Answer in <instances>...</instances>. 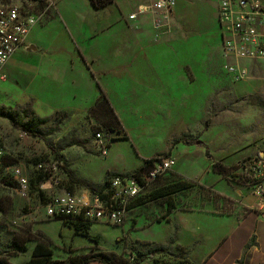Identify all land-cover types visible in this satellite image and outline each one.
<instances>
[{"label":"crops","instance_id":"0c3cea01","mask_svg":"<svg viewBox=\"0 0 264 264\" xmlns=\"http://www.w3.org/2000/svg\"><path fill=\"white\" fill-rule=\"evenodd\" d=\"M147 2L112 0L98 9L91 0H55L45 19L31 29L24 45L0 70V75L6 76V79L0 76V107L14 110L29 104L41 118L54 117L57 113L69 116L61 128L62 135L54 139L56 145L70 133L73 137V131L78 136H74L76 139H86L97 122L95 115L101 113L103 102L114 110L127 131L130 139L112 138L107 144L103 143L105 155L98 149L100 145L93 141L82 147L60 150L66 168L58 167L60 187L68 183L65 171H69L80 181L74 186L75 193H90V188L101 185L108 174H132L151 159L150 153L140 151V145L147 142L140 139L145 134L144 127L138 138L128 130L120 118L116 98L123 95L147 97L154 98L155 103L165 94L174 98V108L178 105V88L166 77L169 72L165 69L175 61L168 60L164 54V50L172 46L171 42L178 39L172 40L178 31L156 30L150 15L129 19ZM213 6L216 22L217 9ZM180 81L178 86L196 87L195 82ZM203 91L211 96L208 90ZM199 93L197 89L195 94ZM216 124L203 129L197 144L179 143L173 155L178 163V177L198 182L208 191L222 196L223 202L228 199L232 209L222 211L215 208V203L204 206L200 201L197 205L177 203L176 208L168 212L167 204L150 210L144 204L131 208L123 225L94 223L89 233L95 240L77 235L73 227L58 221L62 239L56 236L54 240L43 229V223L51 219L46 216L42 204L38 209L31 208L37 197L29 188L30 170L34 167L30 160L41 158V162L52 163L54 154L43 140L15 129L8 120L0 118V205L5 207L4 212L0 211V225L5 227L0 234V257L10 264H28L33 250L42 241L53 249L54 261L70 264L72 258L94 252L119 253L131 242L166 245L175 238L178 245L187 249L189 259L195 264H264V209L260 208L263 203L253 190L233 186L225 176L213 171L215 159L227 160L233 154L240 157L235 151L238 148L225 149V133L217 144L214 138L210 139ZM197 127L182 129L193 131ZM204 143L206 147L199 146ZM227 147L231 148L230 144ZM198 156L208 160L203 173L190 168ZM4 177L14 187L4 186ZM21 178L28 180L25 192L19 185ZM144 230H157L160 235H143ZM70 236L86 239L81 242L85 250L71 254L72 247L64 244L65 238ZM22 243L27 246L24 252L17 247ZM56 243H63L64 251L60 255L54 250L58 247Z\"/></svg>","mask_w":264,"mask_h":264},{"label":"rangeland","instance_id":"374dc122","mask_svg":"<svg viewBox=\"0 0 264 264\" xmlns=\"http://www.w3.org/2000/svg\"><path fill=\"white\" fill-rule=\"evenodd\" d=\"M7 3L27 5L28 0H7ZM214 12L215 8L211 4L193 2L192 0H179L174 16L169 21L167 30L178 31V35L173 34L172 40L177 37L178 39L172 41V46L164 50L166 58L168 60L173 58L175 61L171 67L165 68L169 72L166 77L178 88V105L175 108L174 98H170L165 94L160 95L155 103H153L154 98L128 95L116 98L115 102L120 118L135 137L142 133L144 127L145 134L140 139L142 141L145 139L148 143L146 142L143 146L140 145V151H143L144 154L150 153L151 159L158 160L163 157L174 156L179 143L197 144L203 134V129L207 125L211 126L217 123L213 131L210 132V139L214 138L217 144L222 139V133H225V149L234 151L235 148H238L235 151L240 157H234L233 154L227 160L219 161L215 159L213 163L226 167H222V171L226 173L225 177L231 185L253 190L250 173H253V167L256 166V163L264 164V61L248 63L246 66L250 75L243 81L233 80L225 70L227 60L222 52V30L218 18L216 22L213 19ZM170 70H173V72H170ZM180 79L184 83H188V81L195 82L196 87L178 86L181 83V81L178 82ZM197 89L200 92L198 95L195 94ZM203 90H208L211 96L202 93ZM206 105H208L207 108ZM110 110L107 104L103 102L101 113L95 115L97 122L92 126L88 136L85 137L86 139L91 138L93 144L100 145L98 149L101 154H103V149L106 147L103 143L107 144L112 138L130 139L119 119L115 118ZM197 125L198 127L193 131L182 129L186 127L194 128ZM51 127H53L52 123L44 126V129ZM0 128L2 129L1 125ZM110 128L113 129V133L109 132ZM97 133L100 134V138H98ZM72 134L75 136L76 132L73 131ZM11 135L14 138V134ZM61 135V133L56 134L53 140ZM74 136L71 137L70 133L66 139H76ZM227 144H230L231 148L227 147ZM199 146L206 147L205 143ZM208 148L210 152V147ZM53 150L57 156L61 155L54 148ZM243 150L246 152H242ZM32 160H30L31 165L34 162ZM207 165L208 160L205 157L198 156L194 159L190 168L196 173H203ZM61 167L66 170L63 161ZM177 173L178 166L160 177L154 184L147 186L134 205H138L137 203L142 199H148L156 189L174 181L178 178ZM221 198L222 196L197 185L193 189L177 194L171 199L156 200L146 206L149 210L157 209L165 206L169 200H173L183 205H190L191 203L197 205L200 201L203 202L204 206L208 203H215V208L222 211L233 208L228 199L223 202ZM40 204L41 202L38 200L35 204H32L31 208L36 207L38 209ZM23 213H25V210ZM58 221L61 220L51 219L43 223V229L54 240L56 236L62 239L59 236L61 226ZM143 232V235L150 233L160 235L157 230L155 232L154 230H144ZM63 235L66 234L63 233ZM82 241L86 242L87 240L70 236L65 238L64 244L72 247L73 251H70V253L73 254L85 250V245L81 244ZM153 244L150 242H131L129 248L126 246L117 254L132 261L131 255H134L135 258L137 251L146 252ZM56 245L58 247L54 250L60 255V252L64 251L61 248L63 243H56ZM186 257H188L187 249L176 243L171 246L170 254H156L152 258H147L146 263L178 264Z\"/></svg>","mask_w":264,"mask_h":264},{"label":"built area","instance_id":"2783aa9c","mask_svg":"<svg viewBox=\"0 0 264 264\" xmlns=\"http://www.w3.org/2000/svg\"><path fill=\"white\" fill-rule=\"evenodd\" d=\"M216 6L217 18L222 30V52L227 60L225 70L235 81H243L249 75L248 63L264 61V0H193ZM55 0H28V4L7 3L0 0V70L9 62L16 51L24 45L31 29L45 19L47 10ZM177 0H148L146 4L129 16L136 20L150 15L153 26L158 31H167L173 18ZM6 79L5 75H0ZM100 138V134H97ZM106 148L103 149L105 155ZM174 156L158 159L150 173L141 178L135 175L115 176L111 179L105 196L93 193H70L62 190L57 179L58 167L62 161L52 159V163L41 162L40 170L49 178L41 186L47 200L42 205L50 219L60 217L78 219L91 223L123 225L131 204L142 195L143 190L154 184L160 177L177 167ZM254 194L260 199L264 209V164L256 163L250 173ZM22 191L28 190V180L21 178Z\"/></svg>","mask_w":264,"mask_h":264},{"label":"trees","instance_id":"16d2710c","mask_svg":"<svg viewBox=\"0 0 264 264\" xmlns=\"http://www.w3.org/2000/svg\"><path fill=\"white\" fill-rule=\"evenodd\" d=\"M92 4L95 8L104 7L112 2V0H91ZM112 115L116 117V114L113 109L110 110ZM0 118L8 120L11 125L18 130H21L27 133L30 136L37 137L40 140H43L48 147L52 150L55 159H59L62 161V156H57L54 152L53 148L59 153L60 150H63L68 147L72 146H83L84 144L92 142L91 138L84 139L82 141L78 139H64L60 141L57 145L54 144V136L61 132L62 126L65 122L68 121L69 116L65 113H57L54 117L49 118H41L33 111L31 105L20 106L14 110H9L5 107H0ZM52 123L53 127L44 129V126ZM113 129H109L111 131ZM98 134V133H97ZM183 139V138H182ZM210 158V156L208 155ZM33 162V169L30 170L29 175V188L30 193L36 194L37 201L40 200L41 204L43 205L46 200L47 196L46 193L41 189V186L44 182L47 181L49 175L38 168L39 164L41 163L42 159L37 158L32 160ZM157 159H149L144 162V164L136 169L132 174H126V176L135 175L138 178H141L144 174L150 173L153 169L154 163ZM221 167V168H219ZM223 165L218 163H213V171L221 174L223 176L226 175L224 171H222ZM223 168H226L225 166ZM1 170V169H0ZM65 170V169H64ZM68 176V183L61 186V189H65L70 193H75V184H80V181L76 180L74 175L69 171H65ZM115 176H124L123 174L119 173H110L104 180L101 185H93L90 189L93 194L105 196V192L109 191L111 185V179ZM3 185L6 187H14L13 183L4 177ZM199 185L198 182L190 181L184 178H176L174 181L156 189L153 193H151L148 199H142L137 204L134 205L137 198L130 206L129 210L134 206L149 204L150 202H154L160 199H171L177 194L186 192L188 190L193 189L195 186ZM62 189V190H63ZM141 197V196H140ZM168 205V212H171L173 209L176 208L177 203L173 200H169L167 203ZM0 211H5V207L0 205ZM57 220L63 221L64 225L73 227L77 235H82L87 237L91 240H95L89 233V230L93 223L84 221L81 218L78 219H71V218H57ZM5 227L0 225V234L4 232ZM176 244V239L172 238L171 241L167 245L163 244H153L146 252L137 251L136 257L134 255L130 256L132 261L126 259L124 256H120L115 252H94L84 257H74L70 260V264H89L91 262H101L104 264H147L146 259L152 258L156 254H170L171 246ZM19 251L24 252L27 248L25 243L21 245H17ZM129 248V245H128ZM133 254V253H132ZM0 264H10L6 258L0 257ZM28 264H61L59 261H54V252L53 249L45 242H38L37 246L33 250L32 258ZM164 264V263H163ZM178 264H195L192 262L189 257L182 259Z\"/></svg>","mask_w":264,"mask_h":264}]
</instances>
